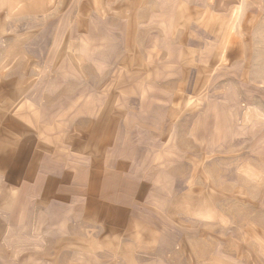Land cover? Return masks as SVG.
Segmentation results:
<instances>
[{"label":"rangeland","instance_id":"obj_1","mask_svg":"<svg viewBox=\"0 0 264 264\" xmlns=\"http://www.w3.org/2000/svg\"><path fill=\"white\" fill-rule=\"evenodd\" d=\"M46 1L41 10L19 0L0 7V90L6 94L11 80L59 76L78 79L84 92H118L116 80L131 76L121 88L128 90L126 107L145 126L138 138L159 149L151 158L167 167L160 183L174 215L169 223L192 259L175 264H264V0ZM168 16L174 37L167 41L155 25ZM153 48L162 52L160 62L172 57L179 66L169 79L175 93L162 81L137 87L141 77L129 69L137 57L149 62ZM127 61L129 69L118 70ZM158 91L167 102L152 101ZM45 243L26 251L0 245V256L88 264L85 245L73 254L50 238Z\"/></svg>","mask_w":264,"mask_h":264},{"label":"crops","instance_id":"obj_2","mask_svg":"<svg viewBox=\"0 0 264 264\" xmlns=\"http://www.w3.org/2000/svg\"><path fill=\"white\" fill-rule=\"evenodd\" d=\"M15 1L0 0V7ZM19 1L33 10L49 5L44 0ZM170 22L168 16L155 25L164 27L167 41L174 37ZM152 50L149 62L137 57L134 68L129 69L127 61L118 70L134 69L144 81H136L142 91L144 85L159 86L162 81L164 88L168 84L175 93L169 79L178 64L172 57L160 62L162 52ZM57 77L40 82L11 80L6 94L0 90V232L8 233L1 235L0 245L21 246L26 251L45 246L50 238L55 245L70 247L73 254L87 246L88 264L191 262L186 243L177 245L180 239L169 223L174 215L167 207V184L160 183L167 167L161 170L160 158H151L150 151L159 149L138 138L136 130L145 126L126 107L128 90L121 88L132 77L116 80L118 92H84L78 79ZM91 84L87 82L88 87ZM157 93L162 99L152 101L167 102L163 92ZM156 116L164 118V114ZM155 128L153 121L147 130ZM5 214L13 215L14 221L6 223ZM180 232L179 238H184L186 229ZM107 253L109 260L104 257ZM0 262L43 264L49 260L43 255L12 253L0 256Z\"/></svg>","mask_w":264,"mask_h":264}]
</instances>
